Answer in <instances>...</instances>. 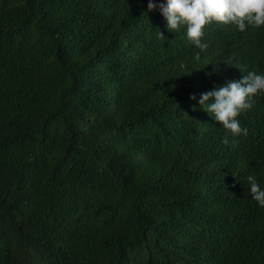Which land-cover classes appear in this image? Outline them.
I'll list each match as a JSON object with an SVG mask.
<instances>
[{"label":"trees","instance_id":"trees-1","mask_svg":"<svg viewBox=\"0 0 264 264\" xmlns=\"http://www.w3.org/2000/svg\"><path fill=\"white\" fill-rule=\"evenodd\" d=\"M147 6L0 0V264H264V95L235 138L199 105L264 71V26L197 58Z\"/></svg>","mask_w":264,"mask_h":264},{"label":"clouds","instance_id":"clouds-1","mask_svg":"<svg viewBox=\"0 0 264 264\" xmlns=\"http://www.w3.org/2000/svg\"><path fill=\"white\" fill-rule=\"evenodd\" d=\"M147 8L148 11L158 8L171 30L186 26L188 39L199 49L195 52L197 58L209 48V42L202 37L205 36V26L213 21L235 25L241 31L249 26H264V0H148ZM159 35L165 33L159 29ZM227 61L236 64L230 59ZM258 94L264 95V71L252 69L242 78L229 79L201 93L199 105L222 122V126L235 138L242 133L247 135L248 129L241 124L239 117L253 107ZM196 98L193 94V99ZM224 143H229L227 134ZM248 180L252 199L264 207V184L254 175H249Z\"/></svg>","mask_w":264,"mask_h":264}]
</instances>
